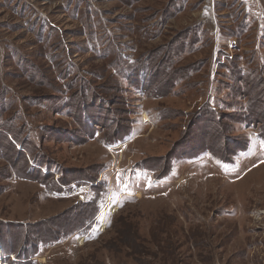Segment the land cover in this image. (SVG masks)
<instances>
[{"label": "rangeland", "instance_id": "1", "mask_svg": "<svg viewBox=\"0 0 264 264\" xmlns=\"http://www.w3.org/2000/svg\"><path fill=\"white\" fill-rule=\"evenodd\" d=\"M178 43L172 86L145 58ZM259 74L264 0H0V124L41 174L0 176V226L53 238L65 212L98 210L0 264H264V85L252 105L245 89Z\"/></svg>", "mask_w": 264, "mask_h": 264}, {"label": "trees", "instance_id": "2", "mask_svg": "<svg viewBox=\"0 0 264 264\" xmlns=\"http://www.w3.org/2000/svg\"><path fill=\"white\" fill-rule=\"evenodd\" d=\"M187 39V36L185 38V40ZM185 41H183L184 43ZM179 46L174 49V51L170 50L169 52L171 53V56H168L167 53H161L160 49L158 52L151 54L150 57L145 58L146 62L145 64L147 65L146 68L147 69H158V75H161L165 78H170L169 84L172 83V86L176 83L177 79L180 76V73L182 70H178L177 68H174V61L173 59L176 58L177 54H180L184 48L183 45H181V43H178ZM181 45V46H180ZM181 51V52H180ZM172 60H171V58ZM160 62L164 63V68L162 70V65L160 64ZM154 63H157L156 66ZM155 71V70H154ZM162 73V74H161ZM153 72H146L144 71L143 74H139L138 72L134 73V78H133V82H130V84L132 86H134V89L141 91L142 93L145 92H149V87H152L153 83H155L154 80H151L152 77H154V75L152 76ZM184 75V73H183ZM262 76H260V74L258 75L259 77H256V75H254L253 79L254 81L251 83H246L245 89L247 91V96L248 98V102H250V104H254V100L253 98L256 97L259 94V90L260 88L264 85V75L261 74ZM232 78L233 79H238V81L240 82V80L243 79V77L240 76L239 71L238 72H234L232 73ZM250 78V77H249ZM152 85H151V82ZM241 87H237L236 90L240 89ZM172 90V88L170 89ZM85 91V90H84ZM159 88L158 86H156L151 92H158ZM174 91V90H173ZM170 93V92H168ZM238 93V92H236ZM252 96V97H251ZM163 97V96H161ZM256 99H258V96L256 97ZM255 99V100H256ZM74 104L71 106L72 109V113H74L76 115V113H83L84 117H92L94 118L96 114H98L99 112H97L93 106H89L87 104V101L82 102V109H79L76 105H75V100H73ZM78 102V101H76ZM93 105V104H92ZM95 107V105H94ZM87 114V115H86ZM207 113L205 112V115ZM210 118H214L213 115H211ZM94 122H98V120H93ZM15 122V121H13ZM83 123H85V126L87 127L88 124L90 123L89 120H83ZM245 122H241V124H244ZM15 126L12 125V121L10 123V121H4L1 122L0 124V129H3V132L0 133V156L3 158L5 157L6 161H8V169L2 170L3 173L0 174L2 180H6L11 178L12 176H14L15 178L18 179H24V180H30V181H40V173L39 172H35L34 168L30 167L28 164V162L25 159V154H22V152L20 153V151H15L13 143L11 142L12 140L18 144V146H20V148H23L24 146V142L20 141L18 139L17 136L12 135V140L9 139V134L11 135V129H14ZM94 128V127H93ZM96 129V128H94ZM92 129V132H95V130ZM5 130V132H4ZM13 133V132H12ZM91 135V134H89ZM124 136H121L119 138L112 139V141H107L108 144H114L117 142H120L124 139ZM109 137H115L114 134H110L108 135ZM110 138V139H111ZM11 140V141H10ZM220 161L222 163H228L226 160H223L220 158ZM22 163V167L19 168ZM149 171H153L150 170ZM35 172V174H34ZM44 186L46 187V189L49 188V186H46L45 182L43 181ZM64 185V184H63ZM48 187V188H47ZM2 189V188H0ZM50 189V188H49ZM60 191V190H59ZM95 202L91 201L89 203L80 205V207H78V209H76V207L74 208L75 212L71 215L68 216V213L71 214L72 210H70L69 212H65L63 215H61V218L58 217L56 218V222L52 223L55 224V227H59L58 230L56 231V233L54 234L55 237L52 238V236L50 235V233L48 232H44L46 233L45 235L42 234V232L48 227L49 224H47L46 226H43L42 224H37V226L33 225V226H29L30 228V232H33V240L29 239L28 236H22L21 234H26L27 232H23V228L21 226H16V225H12V224H4L2 226H0V248L2 250V252L6 255H11V254H15V250L19 249L20 247V243L21 241H23L21 243V247L25 246L28 244V246H31L32 251L30 253H26V259L31 258V256L33 257V255L36 253L35 250L37 249V246L41 243L46 244L48 241H51L50 243H55L57 241H60L62 239H66L71 231H74L75 228L76 229H80L82 227V225H86L88 224L93 218L94 215H96L97 213V207L94 204ZM63 219V220H62ZM62 220V224H58L60 223V221ZM58 224V225H57ZM76 224H79V226H77ZM52 225H50L48 228H51ZM47 228V229H48ZM51 238V239H50ZM47 239H49L48 241H46ZM31 242V243H30ZM27 243V244H26ZM21 252L18 254L16 253L15 255L17 256V258L20 256ZM2 255V254H0ZM28 257V258H27Z\"/></svg>", "mask_w": 264, "mask_h": 264}]
</instances>
